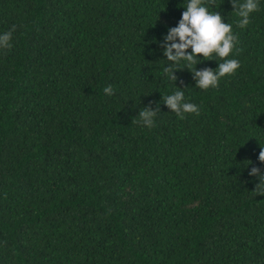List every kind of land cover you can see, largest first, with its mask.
Instances as JSON below:
<instances>
[{"label":"trees","instance_id":"obj_1","mask_svg":"<svg viewBox=\"0 0 264 264\" xmlns=\"http://www.w3.org/2000/svg\"><path fill=\"white\" fill-rule=\"evenodd\" d=\"M187 2L0 0V264H264V0L244 29L206 4L242 49L207 91L184 62L163 72ZM176 87L199 116L161 103Z\"/></svg>","mask_w":264,"mask_h":264},{"label":"clouds","instance_id":"obj_2","mask_svg":"<svg viewBox=\"0 0 264 264\" xmlns=\"http://www.w3.org/2000/svg\"><path fill=\"white\" fill-rule=\"evenodd\" d=\"M215 0H188L186 10L182 12L181 19L177 26L170 27L163 38L161 48L166 60L171 62L163 69L164 75L175 84L178 77L174 74L181 62H184L195 80V87L207 91L210 88H217L222 78L232 76L240 68V61L229 59L230 54L235 51L239 55L242 51L238 48V37L233 33V26L223 22L219 11L210 12L206 4H214ZM233 11L239 17L237 27L244 29L251 23V14L260 10L259 0H230ZM16 26L0 34V50L12 48V34ZM191 49L189 52L188 50ZM216 60L218 67L215 69L204 68L197 70L196 65L201 62ZM195 65V67H193ZM182 83V81H181ZM105 95H114L115 90L111 85L104 88ZM161 103L174 112L178 118L184 119L186 114L200 115L199 106L185 101L184 91L176 87L170 95H162ZM160 112L159 104L156 109L150 106L143 107L138 114L132 118L131 123L142 125L149 129L155 127V117ZM258 160L264 163V147L261 146ZM250 176L259 178V183L253 192L264 196V174L258 167H252Z\"/></svg>","mask_w":264,"mask_h":264}]
</instances>
